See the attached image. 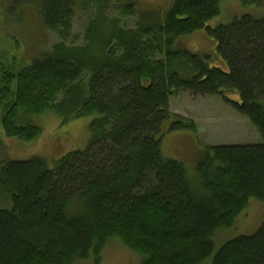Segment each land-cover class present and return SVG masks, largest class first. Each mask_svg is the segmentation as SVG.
<instances>
[{"label": "trees", "instance_id": "16d2710c", "mask_svg": "<svg viewBox=\"0 0 264 264\" xmlns=\"http://www.w3.org/2000/svg\"><path fill=\"white\" fill-rule=\"evenodd\" d=\"M260 5L264 0H241ZM222 0H175L166 15L126 0H44L41 17L61 39L24 69L0 63V124L34 140L37 117L95 116L91 140L55 161L0 159V264H100L113 241L141 264H264V223L253 235L215 238L235 227L253 197L264 203V15L209 27ZM79 7L90 15L83 44L67 43ZM114 12L116 15L111 14ZM138 17L134 27L129 21ZM206 28L229 69L178 48ZM238 92L237 108L261 144L205 145L194 177L166 157V132L197 130L169 99ZM166 123L169 129L165 130ZM1 205V206H2Z\"/></svg>", "mask_w": 264, "mask_h": 264}, {"label": "rangeland", "instance_id": "374dc122", "mask_svg": "<svg viewBox=\"0 0 264 264\" xmlns=\"http://www.w3.org/2000/svg\"><path fill=\"white\" fill-rule=\"evenodd\" d=\"M136 4L138 12L145 10L167 14L175 0H126ZM44 0H0V63L7 70L18 71L32 64L46 51L50 50L61 37L44 25L41 17V5ZM221 14L213 18L209 27L227 24L246 13L254 17L264 15V3L260 5H243L241 0H222ZM111 14L116 15L114 12ZM90 15L79 7L72 25L67 43L79 45L85 41L84 31ZM138 17L131 18L129 24L134 27ZM178 48H186L209 60L210 66L229 69V65L219 53L218 43L206 28L188 36L179 38ZM170 110L196 122L197 130H172L166 132L161 145L166 157L177 159L189 167L196 176V163L201 159L204 146L261 144V132L237 108L241 101L238 92L222 95L196 96L188 90L169 99ZM95 116H82L64 122L63 117L54 113L37 117L43 132L34 140L11 139L0 124V159L17 160L42 157L51 165L63 155L73 150H83L91 140L90 124ZM166 123L164 129H169ZM8 207L11 203H3ZM264 223V203L253 197L248 208L239 216L235 227L221 231L215 238L216 251L233 238L253 235ZM141 257L116 241L104 250L100 264H141ZM77 264H97L94 257Z\"/></svg>", "mask_w": 264, "mask_h": 264}]
</instances>
